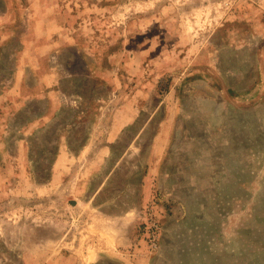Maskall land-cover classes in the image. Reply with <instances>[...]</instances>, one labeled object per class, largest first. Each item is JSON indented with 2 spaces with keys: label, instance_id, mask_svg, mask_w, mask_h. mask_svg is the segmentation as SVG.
<instances>
[{
  "label": "rangeland",
  "instance_id": "1",
  "mask_svg": "<svg viewBox=\"0 0 264 264\" xmlns=\"http://www.w3.org/2000/svg\"><path fill=\"white\" fill-rule=\"evenodd\" d=\"M0 264H264V0H0Z\"/></svg>",
  "mask_w": 264,
  "mask_h": 264
}]
</instances>
